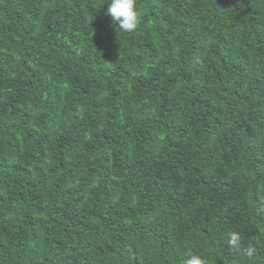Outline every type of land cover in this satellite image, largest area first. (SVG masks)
Instances as JSON below:
<instances>
[{"label": "trees", "instance_id": "16d2710c", "mask_svg": "<svg viewBox=\"0 0 264 264\" xmlns=\"http://www.w3.org/2000/svg\"><path fill=\"white\" fill-rule=\"evenodd\" d=\"M137 3L0 0V264H264V0Z\"/></svg>", "mask_w": 264, "mask_h": 264}, {"label": "clouds", "instance_id": "9594fccd", "mask_svg": "<svg viewBox=\"0 0 264 264\" xmlns=\"http://www.w3.org/2000/svg\"><path fill=\"white\" fill-rule=\"evenodd\" d=\"M107 3L109 6L105 15L111 17L113 27L124 32H132L141 24L142 12L138 7L137 0H107ZM256 195L259 197L258 203L264 205V185H257ZM207 227V219L202 215L199 222L190 225L188 229L198 236V233ZM183 239L167 245L169 250L163 251V254H161L160 264H179L180 262L181 264H210L207 258L192 252L182 256L184 245H187V239ZM227 244L241 259L252 261L258 256V248L251 243L245 246L239 231L232 230L228 232Z\"/></svg>", "mask_w": 264, "mask_h": 264}]
</instances>
